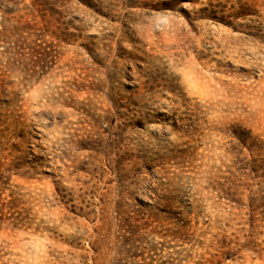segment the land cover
Returning <instances> with one entry per match:
<instances>
[{
  "label": "rangeland",
  "instance_id": "obj_1",
  "mask_svg": "<svg viewBox=\"0 0 264 264\" xmlns=\"http://www.w3.org/2000/svg\"><path fill=\"white\" fill-rule=\"evenodd\" d=\"M0 264H264V0H0Z\"/></svg>",
  "mask_w": 264,
  "mask_h": 264
}]
</instances>
